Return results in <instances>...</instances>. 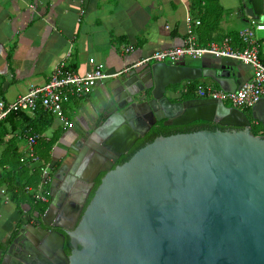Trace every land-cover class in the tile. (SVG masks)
Instances as JSON below:
<instances>
[{"label": "water", "instance_id": "95a60500", "mask_svg": "<svg viewBox=\"0 0 264 264\" xmlns=\"http://www.w3.org/2000/svg\"><path fill=\"white\" fill-rule=\"evenodd\" d=\"M246 1L241 8L248 24L264 21V0ZM224 70L181 60L120 72L95 109L93 120L101 114L103 122L89 140L99 154L89 162L84 152L69 165L67 180L80 181L84 190L73 223H55L66 199L60 192V201L52 197L42 214L28 218L37 225L21 226L0 249V264H264V134L254 135L239 109L210 99L182 100L167 90L203 77L236 91L240 84ZM250 117L264 127V95ZM161 121L177 127H153L140 148L115 165ZM196 121L217 126L189 125ZM80 164L87 165L86 176L78 180ZM100 173L105 175L83 211Z\"/></svg>", "mask_w": 264, "mask_h": 264}, {"label": "crops", "instance_id": "0c3cea01", "mask_svg": "<svg viewBox=\"0 0 264 264\" xmlns=\"http://www.w3.org/2000/svg\"><path fill=\"white\" fill-rule=\"evenodd\" d=\"M195 1L0 0V100L13 102L30 88L44 85L59 65L82 75L90 69V58L103 63L107 75L118 74L152 53L181 46L186 38L188 21L200 46L219 42L225 37L230 38L233 45L238 44L239 31L249 26L241 8L243 0H201L194 7ZM80 11H83L82 15ZM196 21L199 25H195ZM123 47H131L132 51L126 53ZM260 54L264 57V46ZM211 58L194 60L199 62L196 64L186 59V63L194 68H200L201 62L204 66H214ZM221 60L237 65L236 70L229 71L231 79L239 84L250 79L252 70L249 67ZM115 77L101 81L89 96L71 104L70 112L73 114L76 110L83 117L79 119L80 123L87 115L85 108L91 110L96 106L91 101L93 95L99 97L101 93L104 98ZM187 82L216 86L210 79L201 77L195 81H182L176 85V92L181 94ZM193 96L190 99H198L195 93ZM181 98L186 97L181 95ZM248 117L252 127L258 126ZM99 120L101 122L103 118ZM22 129L18 127L4 139L6 143L12 141L18 148L19 158L26 147ZM63 131L61 142L67 140L66 130ZM45 133V138L52 137ZM5 148V145L0 146V159ZM52 151L50 162L59 155L57 150ZM2 173L0 168V177ZM2 183L0 178V249L15 237L21 226L28 224L29 218V207L12 202Z\"/></svg>", "mask_w": 264, "mask_h": 264}, {"label": "built area", "instance_id": "2783aa9c", "mask_svg": "<svg viewBox=\"0 0 264 264\" xmlns=\"http://www.w3.org/2000/svg\"><path fill=\"white\" fill-rule=\"evenodd\" d=\"M82 14L83 11H80V15ZM195 25H199V22L196 21ZM248 25L239 31L238 44L236 45L232 44L230 38L225 37L219 42H209L200 46L192 32V25L188 21L186 38L181 46L152 53L124 69L123 72L151 63L174 65L181 60H201L205 57L238 62L249 67L252 70V75L250 79L242 82L236 91L226 92L218 86L197 84L194 93L199 99L222 102L243 112L250 110L264 95V63L260 60L261 47L264 46V37L261 36V33H264V21L251 20ZM123 51L128 53L132 51V48L123 47ZM88 64L90 69L82 75L70 72L63 65H59L44 85L30 88L27 93L19 96L13 102L0 100V122L12 112L23 111L33 115L42 109L56 117L63 129L73 128V122L66 116L67 110L64 106L69 105L72 100L89 96L98 83L119 74L107 75L105 65L93 58L88 59ZM181 92L186 93L187 87L183 88ZM43 137L45 136L32 134L30 131L23 133L26 147L19 162L28 169L38 170L40 181L36 186H25L23 191L25 195L30 196L35 204L41 203L47 209L50 204V186L53 183L52 163L43 162L35 150L38 141Z\"/></svg>", "mask_w": 264, "mask_h": 264}, {"label": "trees", "instance_id": "16d2710c", "mask_svg": "<svg viewBox=\"0 0 264 264\" xmlns=\"http://www.w3.org/2000/svg\"><path fill=\"white\" fill-rule=\"evenodd\" d=\"M202 1L196 0L195 2L192 3V6L195 7L199 5ZM260 60L262 61V63H264V57H262L261 54H260ZM196 85H197L196 82H189V85H187V92L186 93L181 92L180 95H182L183 97L185 96L187 98L186 100L193 98ZM175 87L176 86H171L170 88H172L173 91H176ZM181 99L184 100L183 98ZM77 100L79 99L72 100L70 102V105H66L64 106V108L67 111H70L72 109L71 104L77 103L76 102ZM247 111H250V110H247ZM53 119L54 118L52 117L51 114L43 111L42 109H39L33 115H29L28 113L23 112V111L12 112L4 120L0 122V146L2 145L6 146L5 151L2 153V157L0 159V168L3 171L2 173L3 175H1L0 178H2V181H3L2 184L6 186L7 193L9 194L8 195L9 199L12 202L16 203L18 206H22L26 204L29 207V211H28L29 215L35 212L37 204L33 202L30 196H27L24 194L23 189L27 185L36 186L37 183L40 181V174L37 169H34L32 171L28 169L26 166L22 165L19 162L18 148L17 147L15 148L13 146L12 141H8L6 143L4 142V139L9 132L13 133L14 131H16L18 127L23 128L22 133H24L25 131H30L32 134L43 135L44 132H46L48 129H50L54 125ZM195 124L213 125L214 123L196 121L189 125H195ZM257 125L258 127L262 128L263 130L262 133L264 134V127H262L261 124L259 123ZM172 127H177V126H172ZM158 128H170V127H164L162 124H160ZM251 131L254 135H259L258 133L254 131L253 128ZM262 133L261 135H263ZM148 134L138 139L135 146L130 150V152L126 156H124L121 160L118 161L117 165H120L123 162L127 161L140 148V146L142 145V143L144 142ZM54 139L55 138L53 136L49 137L48 140H46L45 137H43V139H40L38 141V144L35 147L36 152L38 153L39 149L44 150L45 147L47 148L49 147V150H50L52 145L55 144L57 141V139L55 140ZM42 161L44 160L42 159ZM57 166H58V163L55 164V161H52V171H54L57 168ZM99 184H100V180L98 179L95 182L94 191L98 187ZM92 196H93V193H92ZM45 209L46 207L44 206L43 211L42 212L38 211V212L42 214L45 211Z\"/></svg>", "mask_w": 264, "mask_h": 264}, {"label": "flooded vegetation", "instance_id": "af4514ba", "mask_svg": "<svg viewBox=\"0 0 264 264\" xmlns=\"http://www.w3.org/2000/svg\"><path fill=\"white\" fill-rule=\"evenodd\" d=\"M100 118H103V117L99 116L97 121H95L93 120L94 116H91V117L88 116L82 123H80L79 120H77L76 122L73 121V128H72L73 131L66 132L67 140L63 142L61 151L58 152L59 155L57 154L56 160H54L55 164L58 163V166L52 172L53 183L50 186V192H51L50 202H51V198L56 197V196H57L56 198H58V201H60L61 200L60 194H59L60 192H63L64 194H66V199L64 200L65 202H63V205H61V207L57 209L56 219H54L55 223H60L64 226H69L70 224L73 223L72 220H73L74 212H76V210H78V208L80 207L79 201L83 199L82 197L84 195V190L82 187V183L80 181L75 182L72 185H70L71 182L67 180L68 179L67 177L71 176L70 170H72L73 167L70 168L69 165H72L71 163L72 162L74 163V161L84 152L90 156L89 160H86L89 162L92 160V156H94L95 154L96 155L99 154V152L96 149V146L94 145L95 143L92 140H89V135L93 129H96L100 124H102L103 121L100 122L99 120ZM140 123H136L137 128H139L138 126L140 125ZM162 123L163 121L155 123L146 134H148L153 129V127L158 128L160 124ZM164 127H172V126H164ZM137 141L135 142V144L137 143ZM135 144L131 147V149L135 146ZM127 154H125L124 156H126ZM124 156L120 157L119 160H121ZM118 161L115 163V165H117ZM59 164H61L60 166L62 165L66 166L61 175L59 174V171H60ZM81 167H83V171L81 170L78 171L79 172L78 180L86 176L84 174V170L87 167V165L82 166V164H80L79 168ZM102 167H104V165H102ZM104 175L105 173H100L94 179L93 188L87 198L86 203L83 206V211L93 197L92 193H94L95 182L98 179L101 180V178ZM35 212H38V210L35 209ZM31 216L32 214L30 215L28 214V217H31ZM57 216H59L60 219L57 220ZM80 218L77 223H79ZM27 223H32L33 225H37L39 222L36 219H32V221L27 220ZM55 230L61 232L60 229H55ZM63 250L69 256L70 247H69V239L67 236L64 237Z\"/></svg>", "mask_w": 264, "mask_h": 264}, {"label": "rangeland", "instance_id": "374dc122", "mask_svg": "<svg viewBox=\"0 0 264 264\" xmlns=\"http://www.w3.org/2000/svg\"><path fill=\"white\" fill-rule=\"evenodd\" d=\"M235 22H236V21H235ZM236 23H238V22H236ZM239 25H240V28L243 27V24H239ZM261 36L264 37V33H261ZM211 59H212V61H213L214 66L216 65V66H218L220 69L236 70L237 65H235V66H229L227 63H224L221 59H217V58H214V57L211 58ZM188 62H191V63H193V64L199 63L198 61H194V60H190V59H188ZM208 83H210V82H208ZM173 86H176V85H173ZM167 90H168V92H173V91H171L169 88H168ZM170 97H172V95H170ZM100 99L103 100V95H102L101 93L99 94V97L93 95V98L91 99V101H93V102H94L93 104H95L96 106L92 107L91 110H90L89 108H88V109L85 108V111H86V113H87V115L85 114V117H84L85 119H86V117H88V116H89V117L94 116L95 109L98 110V108H99V101H100ZM178 100H179V99L173 98V101H174V102H177ZM184 100H186V98H184ZM101 102H102V101H101ZM225 105H227L228 107H231V106L228 105V104H225ZM73 107H74V106H73ZM77 111H78V110H77ZM90 112H92V113H90ZM244 112H245L248 116H250V111L245 110ZM74 113H75V114H74ZM65 114H66V116H67L69 119H71L72 122H73V121L76 122V121L79 120L80 118H83L82 116L79 115L78 112L76 113V110L73 112V114H72L70 111H66ZM88 114H89V115H88ZM53 118H54V119H53V121H54V125H53V127H51L50 129H48V130L46 131L45 134L48 135V136H53L55 139H57V142H58V140H59V142L56 143L55 146H54V144H53L50 150H49V147H48V148L45 147L44 150H41V149L38 150V154H39V156L44 160L43 162H45V163L50 162V160H51V154H52V153L54 154V152L52 151V149L57 150V152H59V151H61V147L63 146V142L60 141V137H62V133H63L64 131H63V129H62V127H61V124H60V122L58 121V119H57L56 117H53ZM251 121H252V119H251ZM252 128H253L254 131H255L256 133H258V134H260V133L262 132V128H261V127L253 126ZM71 131H73L72 128L66 130V132H71ZM55 139H54V140H55ZM56 156H57V155H56ZM51 162H52V161H51ZM60 165H61V164H59V166H60ZM43 209H44V205H43V204L38 203V204L36 205V210L42 212Z\"/></svg>", "mask_w": 264, "mask_h": 264}]
</instances>
